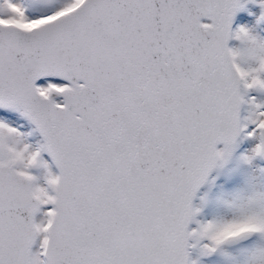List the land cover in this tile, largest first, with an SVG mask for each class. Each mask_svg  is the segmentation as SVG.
Instances as JSON below:
<instances>
[{"label":"snow or ice","instance_id":"obj_1","mask_svg":"<svg viewBox=\"0 0 264 264\" xmlns=\"http://www.w3.org/2000/svg\"><path fill=\"white\" fill-rule=\"evenodd\" d=\"M0 264H264V0H0Z\"/></svg>","mask_w":264,"mask_h":264}]
</instances>
